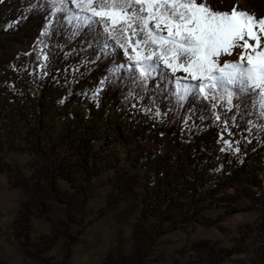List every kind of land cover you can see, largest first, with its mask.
I'll list each match as a JSON object with an SVG mask.
<instances>
[{"label":"trees","instance_id":"16d2710c","mask_svg":"<svg viewBox=\"0 0 264 264\" xmlns=\"http://www.w3.org/2000/svg\"><path fill=\"white\" fill-rule=\"evenodd\" d=\"M90 15L72 0H0V173L8 170L16 186L31 191L15 217L16 237L27 246L35 207L39 203L49 206L48 194L61 197L64 192L59 177L75 189L72 198L61 199L69 202L68 208L84 212L83 197L91 192V180L109 162L101 148L110 139L103 137L101 129L108 128L119 140L120 127L112 124V114L119 117L121 113L145 118L130 125L135 139L152 121L148 129L155 139L165 132L172 141L167 153L149 159L155 173L147 180L146 197L141 198L143 206L133 230L139 254L149 251L166 221H178L186 214L206 224L216 223L219 218L201 211L221 204L216 196L233 186V193L221 196L225 214L238 211L239 200L260 209L254 225L244 224L240 231L242 240L254 232L252 264H264V116L256 99L239 94L231 110L225 101L205 99L198 90L181 99L176 79L184 76L173 74L161 63L157 71L149 69L145 79L129 58L135 53L125 52L120 46L123 41L117 43L103 22L85 23ZM252 15L259 19L255 11ZM31 36L30 48L10 51L11 42ZM120 50L126 59L116 62ZM182 83L198 82L188 79ZM164 119L167 127L162 125ZM98 141L101 144L96 146ZM7 150L34 154L33 181L20 165L8 160ZM149 154L142 148L138 156L150 158ZM116 170L112 200L125 201L131 208L139 199L141 181L127 170ZM68 215L78 216L77 212ZM194 246L209 264H217L222 253L225 257L241 249L218 250L209 239Z\"/></svg>","mask_w":264,"mask_h":264},{"label":"rangeland","instance_id":"374dc122","mask_svg":"<svg viewBox=\"0 0 264 264\" xmlns=\"http://www.w3.org/2000/svg\"><path fill=\"white\" fill-rule=\"evenodd\" d=\"M206 3L214 11L230 12L236 6L238 10L249 14L255 11L259 18L264 14V0H206ZM32 41L31 36L23 41L11 42L9 49L13 53L27 50ZM240 51L236 48L231 56H221V66L225 61H237ZM124 58L126 59L125 53L120 50L115 61H125ZM175 75L186 74L178 71ZM117 114L119 117L112 114V124L116 123L115 125L120 127V139H114L108 128L101 129L103 137L110 139V142L101 148V153L108 155L106 160L109 158V162H105L100 173L93 176L91 192L83 197L84 212L79 213L68 208L70 204L64 200L72 198L75 189L66 179L59 177L58 184L64 191L61 194L64 200L48 194L46 200L49 206L44 207L39 203L35 207L30 221L31 239L27 246L16 237L14 222L21 202L31 197V191L16 186L14 177L8 170L0 173V264H209L206 255L194 246L197 241L204 239H209L212 246L218 250H229L233 246L241 248L225 257L222 253V258L218 259L217 264H252L254 232L248 233L242 240L240 230L244 224L254 225L260 209L250 208L247 200H239L237 202L241 208L225 214L226 207L223 206L221 196L223 198L226 192L233 193V186L218 193L216 198L220 199L221 204L201 211L212 218H219L216 223L206 224L186 214L178 221H166L163 227L165 229L151 241L149 251L139 254V246L136 247L134 243L133 230L143 206L142 199L146 197L147 180L149 175L153 177L155 173L154 162L151 163L149 159L159 156L157 153H167L172 141L170 135L165 132L159 134L158 131L156 134L160 137L155 139L154 132L148 129V126L153 125L152 121L142 129L139 128V131H144L135 139L133 127L130 125H138L139 121L145 118L130 117L128 114H125V118L121 113ZM161 122L163 127L169 125L167 119ZM100 144L98 141L95 145ZM142 148L151 151L150 158L144 155V158L139 159ZM65 150L71 154L73 152L66 146ZM6 156L10 162L23 168L30 181L34 180L36 158L33 153L7 150ZM116 168L138 175L141 181L138 183L139 199L131 208H127V203L123 204L125 201L118 204L112 200V190L118 174ZM73 212H77L78 216L68 215ZM191 212L197 214L199 210L188 211Z\"/></svg>","mask_w":264,"mask_h":264},{"label":"snow or ice","instance_id":"6c2138e0","mask_svg":"<svg viewBox=\"0 0 264 264\" xmlns=\"http://www.w3.org/2000/svg\"><path fill=\"white\" fill-rule=\"evenodd\" d=\"M72 2L91 13L85 23L103 22L117 43L123 41L125 52L135 53L129 58L145 79L149 69L155 72L162 63L173 74H186L176 79L181 99L198 90L205 99L225 101L231 110L234 98L248 94L264 116V17L257 19L236 6L230 12L214 11L206 0ZM236 48L239 59L221 66V56H231ZM188 79L198 83H182Z\"/></svg>","mask_w":264,"mask_h":264}]
</instances>
